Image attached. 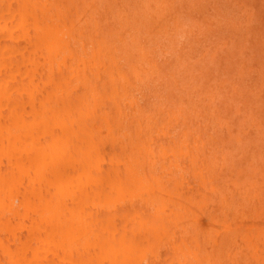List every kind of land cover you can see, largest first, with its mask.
Masks as SVG:
<instances>
[{
  "label": "bare ground",
  "instance_id": "6f19581e",
  "mask_svg": "<svg viewBox=\"0 0 264 264\" xmlns=\"http://www.w3.org/2000/svg\"><path fill=\"white\" fill-rule=\"evenodd\" d=\"M196 2L0 0V264H264V88L245 66L213 86L251 40L169 60ZM234 2L211 24L259 35L264 58V23ZM220 94L258 165L236 167L240 133L196 113Z\"/></svg>",
  "mask_w": 264,
  "mask_h": 264
},
{
  "label": "rangeland",
  "instance_id": "374dc122",
  "mask_svg": "<svg viewBox=\"0 0 264 264\" xmlns=\"http://www.w3.org/2000/svg\"><path fill=\"white\" fill-rule=\"evenodd\" d=\"M198 1H200V3H197ZM234 1L237 0H233L232 5H230L231 7L227 8L225 0H197L195 8L186 12L185 17L183 18L184 22H180L185 23L186 26H190L191 24L195 23L196 27H191V31L185 30L183 33L175 37V42L180 46L181 50L177 54L172 53L171 55H168V58L171 60L173 57L178 55L180 58L188 60L190 57H195L199 54L200 47L212 48L213 46H216L218 48H227L228 50L238 52V40H251L250 43H247L249 47L244 52L245 64L241 63L240 61L238 62L239 56L237 54L233 62H228L225 64L224 70L227 72L217 76L213 86L215 87L221 78L224 80L231 79L233 82L236 71L240 67L245 66L247 68L245 70L246 82L252 81V84L257 83L255 86L258 87L259 85H263L264 88V58L259 55V35L254 39L252 34L247 33L246 30H243L241 33H237V31L230 25H225L224 27L218 28L211 24V22L221 20L224 17L226 11L236 16L237 5ZM245 1L246 8L241 12L243 20L240 22L249 28L257 30L260 25L264 23V12L259 8L258 0ZM213 2H215L216 8L219 11H214L211 9ZM232 33L235 35L234 38L226 40V44L223 37ZM209 55H211L214 59L217 56V54L213 51H211ZM208 60H210V56H208ZM215 62L218 64L220 60L216 59ZM144 64L154 66L152 61L144 62ZM167 69L168 68H164L163 65L160 69H158L162 77L166 78L168 73ZM211 77L212 75L208 74L206 77L198 78V83L201 87L203 95L208 92V84ZM164 93H166V91ZM226 96V94H220L215 95L213 100L207 99L203 104L197 106L196 113L198 116L203 117L205 112L209 113L216 111V116L222 118L224 121L229 122L231 129L240 133L243 147L241 151H238L239 154L233 160V163L236 165V167H244L250 161H252L254 165H258V158L262 155V153L258 150L260 141H252L255 138L256 131L249 128V123H245L243 125L238 123L240 121V116H243L240 115L238 110H236L232 100V108H226ZM186 105L187 103L184 102V106ZM251 114H253L257 119L261 120L262 114L260 107L252 111ZM194 134L200 143L206 142L207 137L201 131L195 129ZM224 138H226V134L224 135ZM236 149L234 151H236ZM239 161L240 163L238 164Z\"/></svg>",
  "mask_w": 264,
  "mask_h": 264
}]
</instances>
